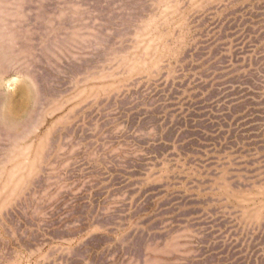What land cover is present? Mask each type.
<instances>
[{
	"label": "rangeland",
	"instance_id": "obj_1",
	"mask_svg": "<svg viewBox=\"0 0 264 264\" xmlns=\"http://www.w3.org/2000/svg\"><path fill=\"white\" fill-rule=\"evenodd\" d=\"M0 264H264V0H0Z\"/></svg>",
	"mask_w": 264,
	"mask_h": 264
}]
</instances>
